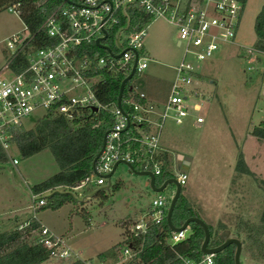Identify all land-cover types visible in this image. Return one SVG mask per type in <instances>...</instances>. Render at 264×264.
<instances>
[{"label": "rangeland", "instance_id": "rangeland-1", "mask_svg": "<svg viewBox=\"0 0 264 264\" xmlns=\"http://www.w3.org/2000/svg\"><path fill=\"white\" fill-rule=\"evenodd\" d=\"M263 2L245 0L235 43L223 44L210 60L201 63L197 96L201 104L198 113L203 122L196 124L186 118L174 125L166 119L161 136V147L190 159L185 183L180 186L182 199L212 230L224 223L227 234H234L235 224L241 220L259 225L264 208V184L258 182L264 180V139L251 133L255 127L264 129V54L253 47L256 41L253 19ZM22 25L14 11L0 10V66L7 57L5 38L20 31ZM176 36V28L160 17L146 23L139 53L147 57V65L127 81L134 93L143 91L146 100L158 107L168 95L174 76L172 67L181 58ZM108 44L114 49L110 40ZM41 113V110L31 113L22 121L21 129L30 128ZM239 152L253 177L234 170ZM11 158L17 160L16 165L10 163ZM165 166L168 168L169 164ZM56 171L57 165L48 149L21 157L10 144L6 159L0 162V214L10 219L13 209L23 210L25 204L30 209V186ZM144 181V176L128 172L124 164L118 163L109 179L100 186L104 196L93 193V197L83 196L77 201L76 198L98 187L90 184L71 190L75 199L57 209H38L35 214L24 208L23 217L32 219L33 214L54 234L63 235L67 246L76 250L79 258H100L104 264H122L121 248L111 257L100 255L124 240L136 216L148 210L150 200L157 193L169 201L174 190L172 184H167L161 191L154 192L143 185ZM160 182V177L156 176L155 184ZM36 194L44 196L42 192ZM133 202L147 209L135 212ZM0 224L2 228L11 226L5 220ZM238 238L246 243L244 232H239ZM28 240L33 239L30 236ZM260 240L261 253L253 247L246 249L245 243L242 245L240 264H264V229ZM47 259L43 264L73 261L71 258Z\"/></svg>", "mask_w": 264, "mask_h": 264}, {"label": "built area", "instance_id": "built-area-1", "mask_svg": "<svg viewBox=\"0 0 264 264\" xmlns=\"http://www.w3.org/2000/svg\"><path fill=\"white\" fill-rule=\"evenodd\" d=\"M241 8L238 0H60L41 24L49 44L34 48L25 25L4 40L7 57L0 66L1 149L6 154L12 132L20 130L22 121L34 111L42 112L37 120L49 113L69 122L88 116L95 125L105 127L104 144L94 170L90 169L74 188L103 185L107 180L105 174L116 161L129 163L135 170L150 171L154 178L169 164L166 178L172 177L179 186L183 185L187 156L176 153L167 164L161 156L162 152L167 153L160 145L164 121L169 119L179 125L191 117L194 123L202 122L197 96L200 65L210 60L223 44L235 43ZM6 9L18 13L13 5ZM135 12L149 16V21L160 17L176 28V46L181 47L182 53L172 67L174 76L168 95L159 107L148 102L142 91L135 93L136 99L121 94L119 107L115 101L101 104L92 89L100 78L98 71L124 78L134 57L132 74L141 72L147 64V57L139 53L145 24L138 29L131 26V15ZM103 35L99 43L108 51L100 48L102 54L88 53L86 47L95 45V39ZM17 55L24 64L15 71L11 65ZM96 113L107 117H94ZM10 163L16 165L17 160L11 158ZM160 183L155 184L154 179L155 185ZM30 201L32 213L45 204L44 196L39 194H31ZM167 205L168 201L157 193L144 215L130 226L124 240L143 233L147 223L165 226ZM188 229L169 230L167 243L184 239ZM36 241L48 249L49 257L71 258L80 264H104L102 259L79 258L63 237L43 225L37 229ZM121 253L123 262L130 258L132 251L128 244L121 247ZM200 253L198 258L178 256L179 264H213L214 254Z\"/></svg>", "mask_w": 264, "mask_h": 264}, {"label": "trees", "instance_id": "trees-1", "mask_svg": "<svg viewBox=\"0 0 264 264\" xmlns=\"http://www.w3.org/2000/svg\"><path fill=\"white\" fill-rule=\"evenodd\" d=\"M238 1L241 6L245 2V0ZM59 2L60 0H0V10L15 6L19 19L31 34L30 44L34 48H39L50 42L42 30V21L55 10ZM149 19V16L143 13L135 12L134 15H131V26L138 29L141 25L149 22ZM253 31L256 36L253 47L256 51L264 53V2L254 16ZM86 51L88 53H103V50L95 45L86 47ZM23 64L22 57L17 55L11 66L17 71ZM98 72L100 78L92 86L97 101L101 104L114 102L122 76L104 70ZM127 81L123 84L121 94L136 99L137 96ZM102 115L103 113H96L94 117ZM103 116L107 117L106 114ZM104 130V126L95 125V122L88 116H83L78 122H69L60 115L49 113L36 120L30 128L12 132L11 144L14 145L21 157H28L40 150L48 149L57 165L55 173L30 186L32 194L49 190L44 195L45 204L38 209L54 210L62 204L74 200L71 188L89 173L91 159L100 146ZM251 133L264 139L263 128L255 127ZM161 156L167 164L169 162L168 154L164 151ZM5 159L6 154L0 147V162ZM165 167L162 168L159 175L161 180L169 176ZM234 170L240 174L254 176L253 172L246 167L241 152L237 154ZM258 182L264 184L262 179ZM57 186H62L63 190H56ZM97 193L104 196L102 190H98ZM188 216L198 217L196 212L182 199L179 192L171 211V223L179 225ZM259 221V225L242 220L235 224L234 235L238 237L239 232H244L246 240V243L240 240L241 249H243L242 245L246 244V249L253 247L258 253H261L260 235L264 229V208ZM38 227L39 223L30 219L20 228L0 231V264H40L45 261L49 257L48 249L37 242L36 237H32V241L28 240L30 233L37 230ZM161 228L159 231V226L147 223L143 233L112 245L100 257L113 256L112 253L124 244L129 245L132 253L130 258L122 264H179L178 256L188 258L200 256L199 243L202 231L196 223H189L188 234L185 238L171 245L166 241L169 229L164 224ZM207 228L209 231L208 246L219 244L222 238L227 235V226L224 223H219L215 230H212L210 225H207ZM232 254L233 245L226 246L213 255V264H233ZM66 264H80V261L74 260Z\"/></svg>", "mask_w": 264, "mask_h": 264}, {"label": "water", "instance_id": "water-1", "mask_svg": "<svg viewBox=\"0 0 264 264\" xmlns=\"http://www.w3.org/2000/svg\"><path fill=\"white\" fill-rule=\"evenodd\" d=\"M104 37H105V35H103L100 38L95 39L94 43L97 47L105 49L108 51V48L105 45H102L99 43V41L102 40ZM134 64H135V57L133 59V63H132V66L130 68L129 73L124 78H122L121 81L119 82L118 91H117V95H116V99H115V103L118 107H119V101H120V96H121L123 84L131 77L132 72H133V68H134ZM92 109L95 110L94 107ZM105 133H106V131L103 132L102 137H101L100 146L91 159V162H90V169L91 170H94V162H95L97 156L99 155L100 151L102 150V147L104 144ZM186 158L189 159L188 157H186ZM118 162L124 164L127 167L128 172H131L135 175L144 176L146 179L144 185L147 186L151 191L158 192V191H161L166 186V184H172L173 185L174 190H173L172 195L169 198L167 210H166V215H165V226L167 227V229H169L170 231H179V230H182V229L188 227L189 223H191V222L196 223L202 231V238H201L200 243H199L200 252L206 253V254H215V253L219 252L220 250H222L223 248H225L226 246L233 245V254H232L233 264H240L239 255H240V251H241V241L234 234L229 233L222 238V240L219 244H217L215 246H208L209 231H208L207 225L199 217L188 216L179 225H173L171 223V220H170L171 211H172L174 202H175V200H176V198L180 192V186L175 181L174 178H172V177L166 178L159 185H155L154 184L155 178L150 171L135 170L129 163H126L124 161H116L113 163L111 170L107 174H105V178L107 180L109 179L111 173L113 172V170H114V168ZM161 229L162 228H159V231Z\"/></svg>", "mask_w": 264, "mask_h": 264}, {"label": "crops", "instance_id": "crops-1", "mask_svg": "<svg viewBox=\"0 0 264 264\" xmlns=\"http://www.w3.org/2000/svg\"><path fill=\"white\" fill-rule=\"evenodd\" d=\"M148 23V22H147ZM147 65V64H146ZM146 67V66H145ZM143 92V91H142ZM144 93V92H143ZM146 96V95H145ZM188 119H191V117H188ZM202 122H203V120H202ZM201 122V123H202ZM192 123H194L193 121H192ZM196 124H200V123H196ZM31 127V126H30ZM164 148V147H163ZM170 151H167V154H168V157L171 159V156H173V155H175L174 153H171V155H170ZM185 156H187V155H185ZM188 157V156H187ZM189 158V157H188ZM189 160L190 159H188V164H189ZM55 173V172H54ZM140 176V175H139ZM146 180V179H145ZM144 183H145V181H144ZM144 183H143V185H144ZM36 184V183H35ZM167 185V184H166ZM107 186V185H106ZM105 186V187H106ZM145 186V185H144ZM145 187H147V186H145ZM63 187L62 186H57V187H55V189H62ZM79 188H81V187H79ZM86 188V187H85ZM118 188V187H117ZM76 189H78V188H71V190H76ZM102 189V187H100V186H98L95 190H93V191H91V192H87L86 194H84V195H82V196H80L79 198H76L77 199V201H81V199H82V197L83 196H85V198H89V197H93L92 196V194L94 193V194H96L97 193V191L98 190H101ZM49 192V190H46V191H43L42 193H44V195H46L47 193ZM132 193H134V192H132ZM136 193V192H135ZM72 195H73V193H72ZM137 195V194H136ZM73 197H74V195H73ZM75 199V198H74ZM26 203V202H25ZM134 203V202H133ZM135 205V206H134ZM134 205H133V207H132V209L133 210H135V212L136 211H142V209H147L146 207H144L141 203H138V204H136V203H134ZM24 208L26 209V210H30V209H28V207H27V205L25 204L24 205ZM24 208H23V210H20V209H18V208H16L15 210L13 209L12 211H11V213H12V215L13 216H11V218L10 219H7L8 218V216L6 217V219L4 218V216L2 215V214H0V223H2V220L4 221H7V225H11L10 227H8V228H2L1 226H2V224H0V231H2V230H10V229H13V228H15V227H19V226H21L22 224H26L30 219H25L24 220ZM38 210V208H36V210L34 211V213L36 214V211ZM21 211V212H20ZM31 211V210H30ZM15 212H18L16 215L14 214ZM143 214H144V212H141L140 213V216L138 215V216H136V221H134V222H137L142 216H143ZM19 215H20V217H23V218H19ZM18 219H21L20 221L18 220ZM32 219H34V220H36L38 223H39V225H43V226H45L44 224H42V222L40 221V219L39 218H37V217H33L32 216ZM4 223V222H3ZM45 227H47V226H45ZM48 228V227H47ZM49 229V228H48ZM50 230V229H49ZM51 231V230H50ZM51 232H53V231H51ZM233 234V233H232ZM60 235V234H59ZM30 236L31 237H36L37 236V230H34V231H32L31 233H30ZM60 236H62V237H64L63 235H60ZM73 251H74V249L73 248H71ZM75 253L77 252L76 250L74 251ZM77 254V253H76ZM46 260H48V259H46ZM45 261H43V262H41L40 264H43Z\"/></svg>", "mask_w": 264, "mask_h": 264}, {"label": "flooded vegetation", "instance_id": "flooded-vegetation-1", "mask_svg": "<svg viewBox=\"0 0 264 264\" xmlns=\"http://www.w3.org/2000/svg\"><path fill=\"white\" fill-rule=\"evenodd\" d=\"M176 44H177V42H176Z\"/></svg>", "mask_w": 264, "mask_h": 264}]
</instances>
